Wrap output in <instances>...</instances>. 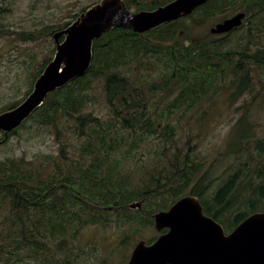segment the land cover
Wrapping results in <instances>:
<instances>
[{
    "label": "trees",
    "instance_id": "1",
    "mask_svg": "<svg viewBox=\"0 0 264 264\" xmlns=\"http://www.w3.org/2000/svg\"><path fill=\"white\" fill-rule=\"evenodd\" d=\"M131 1L125 0L128 8ZM3 3L0 0V13L7 10ZM225 9L246 14V33L231 48L225 45L243 24L222 35L221 40L188 44L176 38L178 26L174 22L144 34L157 43L119 27L94 40L89 70L54 91L47 105L33 115L38 125H49L58 115L68 118L73 137L70 143L56 134L60 155L40 166L23 159L0 161V264H75L79 259L76 245H81L79 236L85 228L114 223L116 228L129 226L133 235L153 225L151 214L187 194L199 197L204 212L226 232L248 214L264 211L262 127L257 128V138L252 135V122L243 115L236 120L227 145L237 164L250 174L236 180L235 171L227 173L214 187L217 178L212 165L192 155L190 145L189 152L181 153L172 135L178 134L172 131L177 125L168 121L160 126L147 106V93L159 91L174 92L165 112L168 118L185 110L193 112L200 104H209L213 95L224 92L247 96L243 103L246 110L264 99V91L262 97L256 91L255 100L249 98L254 93V71L264 69V41L260 40H264V0H208L191 16L214 15ZM184 37L190 36L185 32ZM155 59L160 70L149 81L138 84L132 79L147 72ZM239 77L237 84L215 88L227 78ZM99 85L106 112H86L88 105L97 102L94 91ZM152 134L159 135L153 153L165 160L161 165H142L144 172L137 176L139 169L131 166L132 153ZM168 142L173 144L171 149ZM137 199H143L141 212L128 207ZM105 261L106 257L92 264Z\"/></svg>",
    "mask_w": 264,
    "mask_h": 264
},
{
    "label": "rangeland",
    "instance_id": "2",
    "mask_svg": "<svg viewBox=\"0 0 264 264\" xmlns=\"http://www.w3.org/2000/svg\"><path fill=\"white\" fill-rule=\"evenodd\" d=\"M3 1L7 10L0 13V104H10L27 92L33 76L36 75L46 59L52 57L54 41L50 33L58 29L59 25L73 20L82 9L97 0ZM166 1L168 0H133L130 2V10L132 12L135 11L134 7L145 6L146 8L141 10L151 11L165 5L163 3ZM236 12L238 10L225 9L221 13L209 16L195 13L192 16H186L187 18L183 17L186 19L178 21L176 26H178V30L182 28L181 26H185L186 33L191 38L204 36L210 34L211 26ZM245 25L246 23L243 22L240 31L232 33V40L225 45L226 48L235 46L241 38L240 35L246 33ZM183 36L181 42L185 44L199 42L188 40ZM208 40H221V36L200 41ZM260 40L264 41L262 38ZM234 58L238 59V57ZM153 63L154 65L147 72H139L132 76V79L136 80L138 84L140 81H149L160 70L159 61L155 59ZM239 79L240 77L237 79L227 78L225 83L217 84L215 88L229 87L237 84ZM252 79H254V93L249 95V98L255 100L253 95L256 91L259 97H262L264 91V69L257 68ZM94 95L97 100L96 104L88 105L85 111L92 114L106 112L102 85L96 87ZM173 97V91L147 93V106L152 114L151 117L160 126L168 121L177 125L172 131L178 134L172 135L177 140L180 152H189L187 148L190 145L192 155L203 157L212 165L213 175L217 178L214 187L222 181L227 173L235 171L236 180L245 173L249 175L250 172L245 167L237 164L235 154L230 151L226 140L232 126L242 115L253 123L251 126L253 128L252 135L256 134L258 138V127H262L264 132V99L246 110L243 103L248 98L247 96L244 94L230 96L224 92L213 95L209 104L202 103L193 112L185 110L182 114H175L172 118H168L165 116V112ZM70 124L71 121L68 118L60 115L49 125H38L33 117L20 127L16 134L0 144V161L7 158L23 159L40 166L44 160L57 158L60 152L56 134L59 133L61 139L70 143V140L73 139L69 133ZM158 136L147 135L138 151L132 153L135 158L131 166L139 169L136 173L137 176L144 172L142 165L154 166L164 162L165 159L161 154L153 153V149L159 143ZM164 143L160 142L161 145ZM166 146L171 149L173 144L168 142ZM240 199L241 197L238 198V200ZM113 218H117V216L114 215ZM114 225L113 223L107 227L89 226L81 231L79 236L81 245H76L79 259L75 264H92L97 259L101 262L104 257H106L105 264H125L138 240L156 238L158 235L153 225L146 229H139L133 235L130 233L129 226L116 228ZM124 234L125 236L122 238Z\"/></svg>",
    "mask_w": 264,
    "mask_h": 264
},
{
    "label": "water",
    "instance_id": "3",
    "mask_svg": "<svg viewBox=\"0 0 264 264\" xmlns=\"http://www.w3.org/2000/svg\"><path fill=\"white\" fill-rule=\"evenodd\" d=\"M206 1L172 0L154 10L137 12H131L124 0H99L92 4L69 25L53 31L52 59L36 78L27 97L0 115V130L17 129L44 102L48 93L83 76L91 67L94 40L109 30L119 27L145 38V33L188 16ZM244 17L245 12H237L215 23L209 31L211 34L229 32L240 26ZM182 33L179 31L176 38ZM142 205L143 199H140L128 207L139 210ZM150 216L154 229L161 234L150 244L139 240L127 264H264V211L249 214L229 233L203 212L199 198L192 194L180 197L167 210Z\"/></svg>",
    "mask_w": 264,
    "mask_h": 264
},
{
    "label": "flooded vegetation",
    "instance_id": "4",
    "mask_svg": "<svg viewBox=\"0 0 264 264\" xmlns=\"http://www.w3.org/2000/svg\"><path fill=\"white\" fill-rule=\"evenodd\" d=\"M169 1H171V0H168V1H166L165 3H163V4H166L167 2H169ZM162 4V5H163ZM156 7V6H155ZM154 7V8H155ZM151 9H153V8H151ZM187 18V17H186ZM186 18H182V19H179L178 21L180 22L181 20H184V19H186ZM178 21H176V22H174V25H177L176 23L178 22ZM182 30L181 31H183V33L182 34H184V32H186V30H185V26H184V28H181ZM177 31H178V28H177ZM181 34V35H182ZM214 37H220V35H218V36H213V34H206V35H204V36H196V37H186L188 40H191V41H199L200 42V40L201 39H205V40H207V39H213ZM55 50V49H54ZM53 55H54V52H53ZM53 55H52V57H53ZM52 57H51V59H52ZM50 59V60H51ZM49 60V61H50ZM48 61V62H49ZM47 64V63H46ZM46 64L40 69V71L39 72H37L36 73V75H34L33 76V78H32V80H31V82H30V84H31V86H30V88L27 90V92L24 94V95H21L20 96V98L19 99H17V100H15V101H13L12 103H10V104H0V115L1 114H4L5 112H8V111H10V110H12L14 107H16L18 104H20L26 97H27V95L31 92V90H32V88H33V84H34V82H35V80H36V78L40 75V73L43 71V69H44V67L46 66ZM53 92H51V93H48L47 95H46V97H45V99H44V102L39 106V107H37L32 113H31V115L28 117V118H26L24 121H23V123L17 128V129H13V130H10V131H8V132H5L4 130H0V144H2V143H4L5 141H7V139L9 138V137H11L12 135H14V134H16V132L20 129V127H22V125L24 124V123H27L28 121H30V119H32V117H34L33 115L36 113V111H38L39 110V108H41L42 106H46L47 105V102H48V98H49V96L52 94ZM164 210H166V209H164ZM204 211V210H203ZM205 213V212H204ZM206 214V213H205ZM207 215V214H206ZM209 216V215H208ZM166 230H163V232H165ZM154 241V240H153ZM152 241V242H153ZM152 242H150V243H152ZM136 244V243H135ZM149 244V243H148ZM135 246V245H134ZM133 249V248H132ZM131 252H132V250H131ZM131 252H130V254H131ZM130 254H129V256H128V258H127V261H126V263L125 264H127V262H128V260H129V257H130Z\"/></svg>",
    "mask_w": 264,
    "mask_h": 264
},
{
    "label": "bare ground",
    "instance_id": "5",
    "mask_svg": "<svg viewBox=\"0 0 264 264\" xmlns=\"http://www.w3.org/2000/svg\"><path fill=\"white\" fill-rule=\"evenodd\" d=\"M242 24H243V22H242ZM242 24H241V25H242ZM241 25H240V26H241ZM240 26H239V27H240Z\"/></svg>",
    "mask_w": 264,
    "mask_h": 264
}]
</instances>
